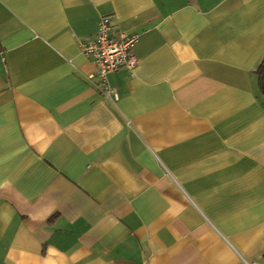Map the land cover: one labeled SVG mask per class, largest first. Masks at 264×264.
Instances as JSON below:
<instances>
[{"label": "crops", "instance_id": "1", "mask_svg": "<svg viewBox=\"0 0 264 264\" xmlns=\"http://www.w3.org/2000/svg\"><path fill=\"white\" fill-rule=\"evenodd\" d=\"M262 56L264 0H0V264H264Z\"/></svg>", "mask_w": 264, "mask_h": 264}, {"label": "built area", "instance_id": "2", "mask_svg": "<svg viewBox=\"0 0 264 264\" xmlns=\"http://www.w3.org/2000/svg\"><path fill=\"white\" fill-rule=\"evenodd\" d=\"M138 40V34L119 32L115 36L112 32L110 19L103 16L97 21L94 38L78 43L80 53L95 64L97 91L111 102L118 100V93L117 89L109 84L108 76L120 68L132 69L135 66L136 59L132 55V48Z\"/></svg>", "mask_w": 264, "mask_h": 264}, {"label": "trees", "instance_id": "3", "mask_svg": "<svg viewBox=\"0 0 264 264\" xmlns=\"http://www.w3.org/2000/svg\"><path fill=\"white\" fill-rule=\"evenodd\" d=\"M255 74L257 77L259 96L261 97L262 101H264V56H262L255 70ZM262 258H264V255H262Z\"/></svg>", "mask_w": 264, "mask_h": 264}]
</instances>
